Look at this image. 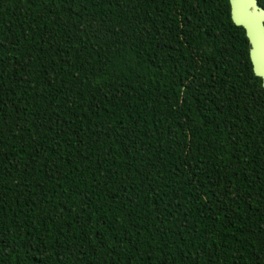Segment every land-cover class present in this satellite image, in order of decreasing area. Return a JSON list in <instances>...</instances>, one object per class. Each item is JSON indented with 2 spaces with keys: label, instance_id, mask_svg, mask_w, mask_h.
<instances>
[{
  "label": "trees",
  "instance_id": "16d2710c",
  "mask_svg": "<svg viewBox=\"0 0 264 264\" xmlns=\"http://www.w3.org/2000/svg\"><path fill=\"white\" fill-rule=\"evenodd\" d=\"M247 50L228 0H0V264H264Z\"/></svg>",
  "mask_w": 264,
  "mask_h": 264
},
{
  "label": "water",
  "instance_id": "95a60500",
  "mask_svg": "<svg viewBox=\"0 0 264 264\" xmlns=\"http://www.w3.org/2000/svg\"><path fill=\"white\" fill-rule=\"evenodd\" d=\"M233 24L241 26L248 43V58L264 90V7L257 0H228Z\"/></svg>",
  "mask_w": 264,
  "mask_h": 264
}]
</instances>
